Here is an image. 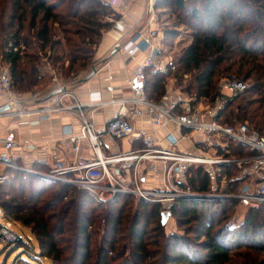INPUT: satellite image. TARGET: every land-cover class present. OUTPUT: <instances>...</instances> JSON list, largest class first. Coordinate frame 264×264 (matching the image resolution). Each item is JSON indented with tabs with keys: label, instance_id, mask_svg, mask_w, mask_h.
<instances>
[{
	"label": "trees",
	"instance_id": "16d2710c",
	"mask_svg": "<svg viewBox=\"0 0 264 264\" xmlns=\"http://www.w3.org/2000/svg\"><path fill=\"white\" fill-rule=\"evenodd\" d=\"M192 1L190 8L186 0L156 2V7L173 6L181 18L183 14L179 23L192 33L190 43L174 59L175 71L146 73L147 97L159 100L171 75L179 86L186 77L180 91L194 104L211 101L222 75L236 77L249 87L226 102L220 121L227 125L246 121L264 134V0ZM111 10L100 0H0V60L9 70L12 87L31 91L37 86L43 64L38 51L58 78H75L90 69L103 33L113 24L103 20ZM163 36L165 46L176 32ZM253 153L228 143L229 156ZM32 167L41 170L37 162ZM5 172L10 177L0 187V213L19 224L21 231L28 229L40 256L33 258L26 250L28 243L14 230L19 239L12 248L23 247L27 256L18 254L12 264H116L111 254L117 228L133 195L119 193L104 202L59 180ZM185 173L186 181L180 185L205 194L219 191L222 182L223 193L237 194L248 179L233 163L217 165L213 172L204 165L190 166ZM136 199L125 264H264V202L231 224L238 198L177 199L169 205L177 231L167 234L160 203Z\"/></svg>",
	"mask_w": 264,
	"mask_h": 264
},
{
	"label": "built area",
	"instance_id": "2783aa9c",
	"mask_svg": "<svg viewBox=\"0 0 264 264\" xmlns=\"http://www.w3.org/2000/svg\"><path fill=\"white\" fill-rule=\"evenodd\" d=\"M135 0H104L113 10L125 9ZM154 0H146L148 11L153 10ZM157 18L152 14L150 23H156ZM116 42L128 58L137 53L143 54V59L134 67L126 80L128 93L122 96L104 97L100 91L88 93V101L81 103L58 84L55 88H63L51 103L44 106L28 107L20 91L14 89L7 66L0 60V98H4V106L0 108V119L8 118L14 121V126L7 127L0 138V187L8 177L3 172L6 169L23 171L41 175L47 179L59 180L77 186L91 193L99 201H108L116 194H131L135 198H142L150 202H158L162 211H169L173 201L194 197H235L258 207L264 202V134L249 127L248 123L240 122L236 125L223 124L220 112L226 102L239 93L245 91L249 84L242 79L222 75L218 81L216 92L211 101L200 100L193 103V98L181 95V91L174 86L166 88L159 100L147 97L145 91L146 73L169 74L176 70L173 58L164 54L163 34L157 27H142L124 42ZM17 50V47H14ZM45 69L52 73L51 80L58 82L57 75L46 57L38 51ZM168 78L171 75L167 76ZM174 79V78H173ZM176 81V79H175ZM54 88V89H55ZM68 98L71 101H66ZM203 104V106H202ZM113 106L116 111L112 117L97 125L83 108L90 111ZM62 112L75 113L79 118V128L75 132L72 124L61 127L64 136L72 142V155L69 158L53 154L54 164L47 171L35 170L32 166L36 162L41 166V160L33 158L28 153L37 149L36 143L29 138H20L17 129L21 125L37 126L43 121L51 119L52 115ZM147 116L153 129V135H144L141 129L134 125L136 118ZM172 124L181 131L177 135L167 129ZM160 128L166 129L162 135L156 134ZM192 135L201 136L202 151L212 150L210 154H191L180 150L178 145L182 139L189 140ZM105 138L111 140L138 141V145L130 144L128 149H119L108 153L104 149ZM236 142L254 153L244 157L227 155L228 143ZM22 150L18 163L15 153ZM86 150V156L81 153ZM201 151V150H200ZM221 151V152H219ZM44 161H42L43 163ZM236 164L252 172L261 173L254 190L249 183H245L239 193H197L189 187L180 185L186 181L185 170L190 166L205 165L213 172L220 164ZM148 164L152 169L151 175L159 171L160 186H143V175ZM209 167V168H208ZM153 178V177H152ZM12 221L6 218L0 225V247L17 239L11 227Z\"/></svg>",
	"mask_w": 264,
	"mask_h": 264
},
{
	"label": "crops",
	"instance_id": "0c3cea01",
	"mask_svg": "<svg viewBox=\"0 0 264 264\" xmlns=\"http://www.w3.org/2000/svg\"><path fill=\"white\" fill-rule=\"evenodd\" d=\"M144 5L145 0H135L133 3L128 5L127 8L117 10L121 13H125L119 19L115 20L112 26L103 33L93 57L92 66L96 68V73L93 74V76H91L89 79L82 80L91 71L90 68L87 71L80 72L75 78L61 79L57 77L58 82H53L51 80L52 73L47 69L42 68V71H44L42 72V78L45 76V78H48L49 81L44 86H41V96L38 97L39 91L33 90L29 92L30 96L34 95V102L30 101L32 97H24L25 99L23 98L25 106L32 108L39 105L44 106L48 103H51L55 100L57 94L52 96H49V94L58 84L63 85V87L65 86V89L73 93V95L81 103H85L88 101V93L91 91H100L104 97L112 95H126L128 93L126 89V80L132 73L134 67L143 59V54L137 53L132 58H128L127 54H125L122 49L118 48L115 43L118 41H120L119 43H124L133 34V32L141 30L142 27H158L160 25L158 19L156 20V23H150L149 19L143 20L147 15H150V13L154 12V9L152 11H148V9L144 7ZM114 51L116 52L113 53ZM168 58L172 57L169 56ZM173 78L174 77L171 76L169 78L167 77L166 79L167 83L170 84L171 87L174 84ZM4 100V98H0V108L4 106ZM65 100L71 101L68 98H66ZM115 111L116 107L113 106L102 107L96 109L93 112L90 111V108H83V112L88 113L97 125H100L102 122L112 117ZM65 124H72L74 131L76 132L79 128V118L75 113L62 112L52 115L50 120L43 121L40 125H21L18 127V137L29 138L32 142L36 143L37 149L28 153V155L41 160V171L42 169H45L43 171H47L52 168L55 161V157L53 155L54 153L65 158L71 157L72 142L67 136L63 135L61 130V127ZM14 125V121H10L8 118H1L0 138L3 137L7 127ZM134 125L138 129H141L144 135H153V129L149 123V118L147 116L143 115L136 118L134 121ZM167 129L173 130L177 135L181 133V131H178V129H176V127L172 124H168ZM165 131L166 129L160 128L156 131V134L162 135ZM203 140L204 139L201 136L192 135L189 140L182 139L178 145V148L180 150H185L191 154H201L205 152V150L202 151ZM130 144L138 145L139 143L138 141L133 142L127 139L116 141L105 138L104 149L108 153H113L117 152L119 149H128L130 147ZM21 152L22 150L20 151V149L14 151L18 163L22 161V159H20V155L22 154ZM211 152L212 150L206 149L205 153L210 154ZM86 154V150L81 153V155L83 156H86ZM42 161L44 162L42 163ZM150 168L152 169V166L151 164H148L145 169L146 173L143 175V186L158 187L160 186V173L159 171H156L155 173H153V175H151V173L149 172L151 170ZM243 171L248 175V179L246 182L249 183V185L251 184V188H255L257 180L260 178L261 173L255 171L252 172L251 168L249 170L244 169ZM223 185L224 184L222 182L219 188V191L221 192V187H223ZM243 216L240 215L239 218H235V222L239 223L242 220ZM169 221L172 222L170 232H173L175 230V222L171 217H169L166 225Z\"/></svg>",
	"mask_w": 264,
	"mask_h": 264
},
{
	"label": "rangeland",
	"instance_id": "374dc122",
	"mask_svg": "<svg viewBox=\"0 0 264 264\" xmlns=\"http://www.w3.org/2000/svg\"><path fill=\"white\" fill-rule=\"evenodd\" d=\"M157 1L158 0H154V2H153L154 12L150 13V15H147L143 20L149 19L150 16L152 14H154L155 18H157L159 23H160L158 28L163 32L162 33L163 35H164V32L166 33V31H170V30L176 32L175 37L166 39V44L164 46V49H165L164 54L168 57L170 56L173 59H176L180 56V53L182 52V50L190 43L192 30L189 27H187L186 25H184V24L182 25L179 23L180 19H182L184 16L182 14V18H181V13L179 14V12L177 11L176 8H174L173 6H171V7H156ZM160 1H162V0H160ZM100 2L105 5L104 0H100ZM192 2H193L192 0H186V2H185L186 8H190V6L192 5ZM146 4L147 3L145 0V5H144L145 8H147ZM109 12L110 13H107V15L103 16V20L104 21H110L112 23L115 20L119 19L125 13V12L121 13L120 11H113V10H111ZM40 67H41V61H40ZM42 68H44L43 64H42ZM42 72H44V71H42ZM184 79L185 80H183L181 86H179V85L175 86V89L177 91H180L181 87H183V85L185 84L186 77H184ZM48 81H49V79L45 78V76L42 79L40 78L37 86L34 87L31 91H33V90L39 91L38 97L41 96V86H44L45 84H47ZM174 84H176L175 78H174ZM174 84L172 86H174ZM169 86H171V85L168 84L166 81L165 89L169 88ZM18 91H20V90H18ZM20 92H21L23 98L24 97H32L30 99V101L34 102L35 97H33L34 95L33 96L29 95L30 91H20ZM181 95H185V94L181 92ZM205 167H207V166H205ZM8 170H10V169H8ZM43 170H45V169H42V171ZM3 173L5 175H7V177H10V175L7 174V172L4 171ZM7 181H8V179H7ZM246 184H247V182H246ZM250 186H251V184H250ZM250 189L254 190V187H252V188L250 187ZM136 200L137 199L134 198V200L127 205V207L125 208V210L122 214L121 224L117 228L116 248L111 254L113 262L116 264H125L126 262H129L128 226H129V223L131 221L132 211L134 209ZM249 208H257V207H252L248 203L240 200V204L238 205V207L235 208V212L232 215L231 224L235 222L237 217L239 218L240 215L243 216ZM5 221H6V218L3 216V213H0V225L4 224ZM171 225H172L171 221H169L168 224L165 225V227H164L165 233L168 234L171 231V227H172ZM11 227L13 230L20 233V235L22 236L20 241L23 240L25 243H28L26 250L31 253L33 258L39 260L40 256L38 253V249L36 248V242L34 241V239L32 240V235L29 233L28 229L25 227H22V231H21L19 229L21 226L19 224H16L13 221H12ZM174 231H177L176 225H175ZM18 239L19 238L17 236L16 240L8 242L6 244L5 243L1 244L2 246L0 247V264H12L14 258L18 254H21L22 256H27V254L25 252H22V251H24L23 247L12 248V246L14 245L13 242L17 241ZM32 242H33L34 247H31ZM10 243H12V244H10ZM45 261L46 260L44 258H42L41 262H45Z\"/></svg>",
	"mask_w": 264,
	"mask_h": 264
},
{
	"label": "water",
	"instance_id": "95a60500",
	"mask_svg": "<svg viewBox=\"0 0 264 264\" xmlns=\"http://www.w3.org/2000/svg\"><path fill=\"white\" fill-rule=\"evenodd\" d=\"M116 50V49H115ZM117 51V50H116ZM116 51H114L113 53H115ZM96 73V68L94 66L91 67V71L85 76L84 79L82 80H86L89 79L91 76H93V74ZM63 88H55L51 91V93L49 94V96L55 95L58 92L62 91ZM170 217V212L169 211H162L161 212V222L162 224H166L167 220Z\"/></svg>",
	"mask_w": 264,
	"mask_h": 264
}]
</instances>
